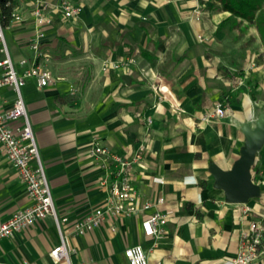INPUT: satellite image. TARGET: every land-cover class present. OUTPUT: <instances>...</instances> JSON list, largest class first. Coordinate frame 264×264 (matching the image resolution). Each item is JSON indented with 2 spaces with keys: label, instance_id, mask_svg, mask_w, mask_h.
Segmentation results:
<instances>
[{
  "label": "crops",
  "instance_id": "1",
  "mask_svg": "<svg viewBox=\"0 0 264 264\" xmlns=\"http://www.w3.org/2000/svg\"><path fill=\"white\" fill-rule=\"evenodd\" d=\"M59 1L51 0L41 47L55 83L38 89L27 79L21 92L57 216L68 219L62 229L105 206L104 171L88 153L95 142L119 156L142 148L132 185L139 207L151 204L69 236L71 263L128 264L123 251L140 246L148 264H230L250 222L264 217V145L252 169L261 195L247 204L226 203L208 171L212 163L230 169L244 142L241 127L264 115V62L252 56L244 64V40L228 46L247 22L218 31L230 13L215 0H66L82 8L69 19ZM12 10L24 18L6 28L20 73L19 62L32 59V9L28 0H12ZM13 100L11 88L2 87L0 109ZM217 103L224 115L204 119ZM28 205L0 147V224ZM155 213L166 218L164 233L147 237L141 223ZM58 239L47 216L0 238V264H56L49 251ZM254 264H264V234Z\"/></svg>",
  "mask_w": 264,
  "mask_h": 264
},
{
  "label": "built area",
  "instance_id": "2",
  "mask_svg": "<svg viewBox=\"0 0 264 264\" xmlns=\"http://www.w3.org/2000/svg\"><path fill=\"white\" fill-rule=\"evenodd\" d=\"M31 6V17L34 32L28 39V48L32 52L30 61L22 59L19 65L23 70L18 73L7 44L4 30L10 23H20L24 18L11 12L9 24L3 27L0 19V89L4 86L11 88L14 100L11 107L3 111L0 109V147L4 151L7 160L15 170L20 182L25 188L29 205L15 212L8 220L0 224V238L12 236L35 222L50 216L55 224L59 243L49 251V256L56 264H73L70 261L68 249L69 236H80L97 228L106 215L131 216L139 210L148 209L151 204L145 202L141 207L138 205V196L132 185V167L138 164L142 155V148L131 157L119 156L111 152L107 147L98 142L92 144L88 150L89 156L97 166L104 171V177L99 181V187L106 193L104 208H96L84 217L69 224L65 233L63 224L68 223L67 218H58L53 203L50 185L45 175L44 168L39 156L36 141L28 119L21 89L27 79H34L38 89L46 88L55 83L51 72L44 65L45 55L41 50L44 31L43 27L51 23L49 11L52 8L51 0H28ZM12 5V0H7L6 6ZM56 8L64 18H73L81 11V6L71 4L66 0H60ZM198 42L205 41L197 35ZM132 63L131 59L112 65L119 69ZM160 87L159 89H162ZM224 109L221 104L213 106L204 119L222 117ZM20 121L19 127H13V122ZM162 200L159 199L158 202ZM166 218L155 213L141 223L143 234L147 237H159L164 233ZM264 234L262 220H254L249 224V230L239 242L236 257L230 264H254L258 256V248ZM128 264H148L146 255L140 246L127 247L123 251ZM81 264H93L83 262Z\"/></svg>",
  "mask_w": 264,
  "mask_h": 264
},
{
  "label": "water",
  "instance_id": "3",
  "mask_svg": "<svg viewBox=\"0 0 264 264\" xmlns=\"http://www.w3.org/2000/svg\"><path fill=\"white\" fill-rule=\"evenodd\" d=\"M126 78L122 76L123 81ZM241 132L244 142L231 168L223 170L213 163L208 168L214 179L213 187L222 191L224 201L229 204H247L261 195L260 186L252 179V169L256 154L264 145V115L256 120L253 127L243 124Z\"/></svg>",
  "mask_w": 264,
  "mask_h": 264
},
{
  "label": "trees",
  "instance_id": "4",
  "mask_svg": "<svg viewBox=\"0 0 264 264\" xmlns=\"http://www.w3.org/2000/svg\"><path fill=\"white\" fill-rule=\"evenodd\" d=\"M218 9L230 13V16L220 23L217 30L228 27L237 28L242 21L250 23L256 29L261 45L264 47V0H215ZM7 0H0V19L3 27L9 24L12 5L6 6ZM255 181V176L252 178ZM264 224V217L262 219Z\"/></svg>",
  "mask_w": 264,
  "mask_h": 264
},
{
  "label": "rangeland",
  "instance_id": "5",
  "mask_svg": "<svg viewBox=\"0 0 264 264\" xmlns=\"http://www.w3.org/2000/svg\"><path fill=\"white\" fill-rule=\"evenodd\" d=\"M254 31V27L252 24L250 23H244L242 25V27L239 29V36L235 37L233 39L230 38L229 41V49H232L234 46H241L239 45L242 40H244L243 42V51H244V64H249L251 63L253 60L251 59L252 56L256 57L257 59V63H263L264 62V50L262 49V46L258 40V38L255 36V31ZM4 34H5V38L7 41V44L9 46V48L11 47L10 45V37H9V33L7 30H4ZM234 41V45L230 44V42ZM233 45V46H232ZM241 71V70H240ZM239 71V72H240ZM252 88H254L252 85H250ZM262 98L264 99V96H262ZM40 156V154H39ZM59 241V239H58Z\"/></svg>",
  "mask_w": 264,
  "mask_h": 264
}]
</instances>
